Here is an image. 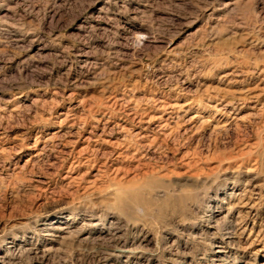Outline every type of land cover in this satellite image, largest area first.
Segmentation results:
<instances>
[{"label":"rangeland","instance_id":"374dc122","mask_svg":"<svg viewBox=\"0 0 264 264\" xmlns=\"http://www.w3.org/2000/svg\"><path fill=\"white\" fill-rule=\"evenodd\" d=\"M0 264H264V0H0Z\"/></svg>","mask_w":264,"mask_h":264},{"label":"bare ground","instance_id":"6f19581e","mask_svg":"<svg viewBox=\"0 0 264 264\" xmlns=\"http://www.w3.org/2000/svg\"><path fill=\"white\" fill-rule=\"evenodd\" d=\"M60 229V228H59Z\"/></svg>","mask_w":264,"mask_h":264}]
</instances>
